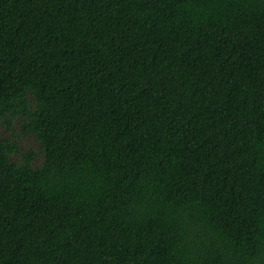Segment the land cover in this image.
Returning <instances> with one entry per match:
<instances>
[{
	"label": "trees",
	"instance_id": "obj_1",
	"mask_svg": "<svg viewBox=\"0 0 264 264\" xmlns=\"http://www.w3.org/2000/svg\"><path fill=\"white\" fill-rule=\"evenodd\" d=\"M0 264H264V0H0Z\"/></svg>",
	"mask_w": 264,
	"mask_h": 264
},
{
	"label": "rangeland",
	"instance_id": "obj_2",
	"mask_svg": "<svg viewBox=\"0 0 264 264\" xmlns=\"http://www.w3.org/2000/svg\"><path fill=\"white\" fill-rule=\"evenodd\" d=\"M14 127L18 130V121L14 123ZM2 132L4 135L9 136V132H7L5 129H2ZM17 143L23 152L29 148L38 149V143L34 140L33 136H23L18 134Z\"/></svg>",
	"mask_w": 264,
	"mask_h": 264
}]
</instances>
